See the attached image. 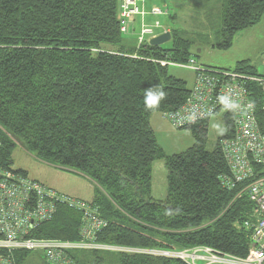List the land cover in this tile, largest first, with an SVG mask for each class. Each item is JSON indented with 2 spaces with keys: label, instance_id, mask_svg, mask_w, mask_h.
Here are the masks:
<instances>
[{
  "label": "trees",
  "instance_id": "obj_1",
  "mask_svg": "<svg viewBox=\"0 0 264 264\" xmlns=\"http://www.w3.org/2000/svg\"><path fill=\"white\" fill-rule=\"evenodd\" d=\"M120 5L121 0H0V173L29 176L12 168L18 141L42 161L78 171L95 184L86 201L107 221L97 242L150 251L208 246L246 256L253 232L246 221L255 204L246 183L229 189L221 180L230 173L221 140L234 134L233 113L226 110L212 150L206 118L183 127L194 137L190 148L167 155L151 117L178 109L192 87L161 61L187 63L193 42L171 28L170 47L148 40L132 45L121 30ZM220 17L217 45L227 48L238 31L261 21L264 0H222ZM234 71L261 75L246 62ZM250 88L264 131L263 94L254 83ZM150 90L164 97L147 106ZM157 159L167 169L164 200L152 197ZM81 226V213L61 206L32 236L76 241ZM29 253L14 251L15 264ZM69 255L76 264H188L151 252L82 249Z\"/></svg>",
  "mask_w": 264,
  "mask_h": 264
},
{
  "label": "built area",
  "instance_id": "obj_2",
  "mask_svg": "<svg viewBox=\"0 0 264 264\" xmlns=\"http://www.w3.org/2000/svg\"><path fill=\"white\" fill-rule=\"evenodd\" d=\"M145 0H121L119 18L122 32H127L133 18L146 16ZM153 15L163 14L154 7ZM167 13V11L165 12ZM156 22L148 26L142 22L138 41L142 43L155 36ZM162 65L191 68L195 79L186 101L176 110L163 114L174 127L183 128L199 120L211 118L222 111L233 113L234 134L221 140L224 157L230 168L222 175L229 189L246 183L245 191L255 204L251 220L246 225L252 229L248 254L237 256L208 246L181 250H150L102 244L96 241L97 233L107 226L97 207L88 201L70 196L44 183L14 171L0 173V264H15L14 251L42 252L47 264H76L69 255L72 250H109L126 252H151L176 257L188 264H264V131L251 98V84H256L263 94L264 76L226 69L199 66L194 59L187 63L161 61ZM1 141V139H0ZM260 167V170H257ZM65 206L82 215L80 239L76 241L32 236L44 222L55 216L59 207ZM162 252V253H161Z\"/></svg>",
  "mask_w": 264,
  "mask_h": 264
},
{
  "label": "rangeland",
  "instance_id": "obj_3",
  "mask_svg": "<svg viewBox=\"0 0 264 264\" xmlns=\"http://www.w3.org/2000/svg\"><path fill=\"white\" fill-rule=\"evenodd\" d=\"M146 1L147 7L146 2L145 7L148 11L144 8L147 14L143 23L153 26L159 22L161 26L155 28L156 34H161L166 28L181 31L184 37L193 42L191 54L197 65L234 71L240 62H246L249 67H253L258 74L264 76V17L256 25L238 31L234 35L230 47L219 48L217 44L221 41L222 0ZM154 7L161 8L163 14L151 15L150 11ZM166 11L167 13H165ZM139 26L140 24L137 23V27ZM139 33L140 27L137 29V33L132 36L125 33L124 38L132 37V45H137ZM170 45L169 42L164 44L165 47H170ZM169 72L184 79L188 87L193 86L195 72L191 68L171 64L169 65ZM225 113L226 111H222L209 119L208 150L213 149L217 139L224 131L223 117ZM151 122L158 144L167 155L181 153L194 144V137L189 130L174 127L163 117L161 112H155L151 117ZM12 158L13 169H26L31 177H36L51 188L59 191L64 190L71 195H79L85 199H90L94 193L95 184L83 174L42 161L34 153L26 150L18 141H16ZM152 175V197L164 200L168 191L167 169L164 159L154 161ZM153 252L160 253L159 251ZM111 254L117 255L116 253ZM22 264H47V262L42 252L30 251Z\"/></svg>",
  "mask_w": 264,
  "mask_h": 264
},
{
  "label": "crops",
  "instance_id": "obj_4",
  "mask_svg": "<svg viewBox=\"0 0 264 264\" xmlns=\"http://www.w3.org/2000/svg\"><path fill=\"white\" fill-rule=\"evenodd\" d=\"M145 2H146V7H147V1L145 0L144 1V3H143V8H145L146 9V7H145ZM147 10V9H146ZM148 11V10H147ZM152 15V14H151ZM137 17H140V18H137ZM145 19V18H144ZM143 17L142 16H136V17H134L133 18V20H132V22L129 24V27H128V33L127 34H129L128 36H132L133 34H135V33H137V29L140 27V29H141V26H142V22H143ZM142 20V21H141ZM137 23L138 24H140V26L139 27H137ZM170 30V28H166V29H164V31L163 32H166V31H169ZM162 32V33H163ZM155 35H158V34H155ZM130 38V39H129ZM131 38L132 37H128V39H129V41H132L131 40ZM151 124H152V122H151ZM152 127H153V125H152ZM153 129H154V127H153ZM24 171H26L27 172V174L30 176V174H29V172H28V170H26V169H23ZM31 177V176H30ZM32 178H34V179H36V180H38L36 177H32ZM38 181H40V180H38ZM41 182V181H40ZM43 183V182H42ZM53 188V187H52ZM55 189V188H54ZM57 190V189H56ZM59 191V190H58ZM59 192H61V193H64V194H67V195H70V196H74V197H78V198H82V199H84V200H90V199H85V198H83V197H81V196H79V195H71V193H69V192H67V191H64V190H62V191H59Z\"/></svg>",
  "mask_w": 264,
  "mask_h": 264
},
{
  "label": "water",
  "instance_id": "obj_5",
  "mask_svg": "<svg viewBox=\"0 0 264 264\" xmlns=\"http://www.w3.org/2000/svg\"><path fill=\"white\" fill-rule=\"evenodd\" d=\"M172 38V34L170 31H166V32H163L161 34H158L154 37H152L150 40H149V43L152 44V45H158V46H161L167 42H169Z\"/></svg>",
  "mask_w": 264,
  "mask_h": 264
},
{
  "label": "clouds",
  "instance_id": "obj_6",
  "mask_svg": "<svg viewBox=\"0 0 264 264\" xmlns=\"http://www.w3.org/2000/svg\"><path fill=\"white\" fill-rule=\"evenodd\" d=\"M164 93L163 92H157L155 90H150L148 93H146V105L152 106L154 104H157L159 100L163 99Z\"/></svg>",
  "mask_w": 264,
  "mask_h": 264
}]
</instances>
